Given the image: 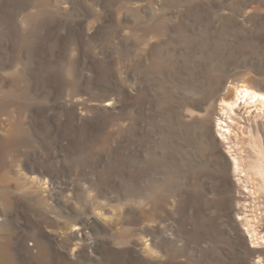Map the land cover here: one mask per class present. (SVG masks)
Segmentation results:
<instances>
[{
    "label": "rangeland",
    "instance_id": "rangeland-1",
    "mask_svg": "<svg viewBox=\"0 0 264 264\" xmlns=\"http://www.w3.org/2000/svg\"><path fill=\"white\" fill-rule=\"evenodd\" d=\"M241 85L264 0H0V264H264Z\"/></svg>",
    "mask_w": 264,
    "mask_h": 264
},
{
    "label": "bare ground",
    "instance_id": "bare-ground-1",
    "mask_svg": "<svg viewBox=\"0 0 264 264\" xmlns=\"http://www.w3.org/2000/svg\"><path fill=\"white\" fill-rule=\"evenodd\" d=\"M233 99L230 103H228L229 109L233 108V105L241 100H248L249 102H256L260 105H263L264 95H259L255 92V90L249 88L246 85H241L234 89ZM242 161V160H241ZM233 166L235 171H239L240 163L238 160H233ZM247 176H250V179L257 180L259 184V189L264 193V166H255L250 165L247 171ZM252 177V178H251ZM249 180V179H248ZM247 226L246 231L249 233V237L251 238V243H255L254 240H261V243H264V236H260L257 238V233L255 230L248 225V222L245 223Z\"/></svg>",
    "mask_w": 264,
    "mask_h": 264
}]
</instances>
